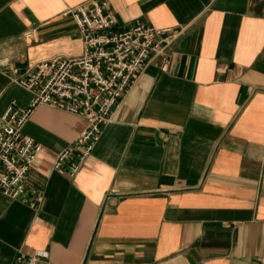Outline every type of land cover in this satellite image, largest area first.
Instances as JSON below:
<instances>
[{"label": "crops", "instance_id": "1", "mask_svg": "<svg viewBox=\"0 0 264 264\" xmlns=\"http://www.w3.org/2000/svg\"><path fill=\"white\" fill-rule=\"evenodd\" d=\"M85 1L0 0V116L34 99L16 78L82 52L63 13ZM106 1L121 25L175 36L74 177L54 163L86 121L32 111L23 133L42 151L27 198L0 191V264L41 250L48 264H264V0Z\"/></svg>", "mask_w": 264, "mask_h": 264}, {"label": "built area", "instance_id": "2", "mask_svg": "<svg viewBox=\"0 0 264 264\" xmlns=\"http://www.w3.org/2000/svg\"><path fill=\"white\" fill-rule=\"evenodd\" d=\"M108 8L106 0H87L65 10L63 16L73 17L79 28L82 52L42 60L15 79L34 99L26 108L14 102L0 116V191L4 195L28 197V178L42 146L24 134L23 127L36 107L45 104L86 121L84 131L54 163L57 170L70 164L69 174L74 177L99 142L103 126L147 71L152 55H161L175 36L172 29H159L140 20L121 25ZM36 31H28L26 36ZM16 256L14 264H48L50 258L47 250Z\"/></svg>", "mask_w": 264, "mask_h": 264}]
</instances>
